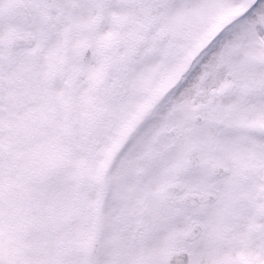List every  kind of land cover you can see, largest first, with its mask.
<instances>
[{
    "label": "snow or ice",
    "instance_id": "snow-or-ice-1",
    "mask_svg": "<svg viewBox=\"0 0 264 264\" xmlns=\"http://www.w3.org/2000/svg\"><path fill=\"white\" fill-rule=\"evenodd\" d=\"M0 264H264V0H0Z\"/></svg>",
    "mask_w": 264,
    "mask_h": 264
}]
</instances>
